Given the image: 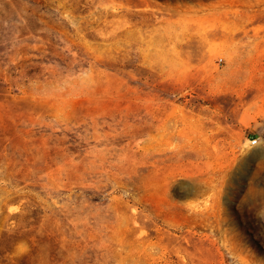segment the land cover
I'll list each match as a JSON object with an SVG mask.
<instances>
[{"label":"rangeland","instance_id":"374dc122","mask_svg":"<svg viewBox=\"0 0 264 264\" xmlns=\"http://www.w3.org/2000/svg\"><path fill=\"white\" fill-rule=\"evenodd\" d=\"M0 264H264V0H0Z\"/></svg>","mask_w":264,"mask_h":264},{"label":"built area","instance_id":"2783aa9c","mask_svg":"<svg viewBox=\"0 0 264 264\" xmlns=\"http://www.w3.org/2000/svg\"><path fill=\"white\" fill-rule=\"evenodd\" d=\"M251 142H252L253 145H255L257 143V139L256 138H252Z\"/></svg>","mask_w":264,"mask_h":264}]
</instances>
